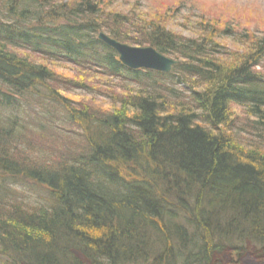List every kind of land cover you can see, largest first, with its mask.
<instances>
[{
    "label": "trees",
    "instance_id": "obj_1",
    "mask_svg": "<svg viewBox=\"0 0 264 264\" xmlns=\"http://www.w3.org/2000/svg\"><path fill=\"white\" fill-rule=\"evenodd\" d=\"M106 10L0 0V264H264V36L205 20L184 37ZM100 32L180 63L131 70ZM67 66L138 90L75 102L87 86Z\"/></svg>",
    "mask_w": 264,
    "mask_h": 264
},
{
    "label": "rangeland",
    "instance_id": "obj_2",
    "mask_svg": "<svg viewBox=\"0 0 264 264\" xmlns=\"http://www.w3.org/2000/svg\"><path fill=\"white\" fill-rule=\"evenodd\" d=\"M66 2H77V0H62ZM106 7V11L125 14L136 20L137 24L143 25V21H160L170 31L181 36H195L197 28L205 20L208 23L223 28L231 25L239 33L247 30L255 36H264V0H99ZM220 32V33H221ZM236 36V35H235ZM216 42H219L227 50L239 51L246 46L240 44L237 38L219 34ZM223 47V48H224ZM36 61V58H34ZM67 78L78 83L85 82L87 88L73 89L66 93L67 97L79 103H85L96 108H103L113 103L119 104L120 98L124 95L134 94L138 90L135 82L131 79L120 76L107 78L103 75H83L81 71L67 66L60 68ZM161 83H165L162 82ZM167 83V82H166ZM165 83V84H166ZM175 88L176 91H184L180 85H161ZM165 90L161 95L165 96ZM236 119L235 128L242 142L258 145V134L251 131L246 124L247 115L242 107L235 108L233 114ZM58 116V114H56ZM53 118L55 128L64 132L68 127L58 123ZM245 128V129H244ZM48 135V134H47ZM50 137V135H48ZM263 143V142H261ZM264 144V143H263ZM262 149V148H261ZM264 150V148H263Z\"/></svg>",
    "mask_w": 264,
    "mask_h": 264
},
{
    "label": "water",
    "instance_id": "obj_3",
    "mask_svg": "<svg viewBox=\"0 0 264 264\" xmlns=\"http://www.w3.org/2000/svg\"><path fill=\"white\" fill-rule=\"evenodd\" d=\"M99 40L112 47L118 54L121 63L131 70L147 69L168 73L178 64L176 60L160 54L154 47L129 46L119 43L103 32L99 33Z\"/></svg>",
    "mask_w": 264,
    "mask_h": 264
}]
</instances>
